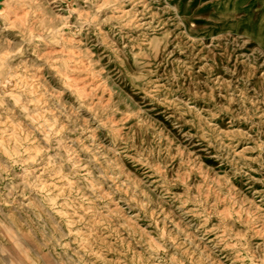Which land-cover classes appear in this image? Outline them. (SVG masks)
I'll list each match as a JSON object with an SVG mask.
<instances>
[{"label": "rangeland", "instance_id": "1", "mask_svg": "<svg viewBox=\"0 0 264 264\" xmlns=\"http://www.w3.org/2000/svg\"><path fill=\"white\" fill-rule=\"evenodd\" d=\"M0 264H264V0H0Z\"/></svg>", "mask_w": 264, "mask_h": 264}]
</instances>
